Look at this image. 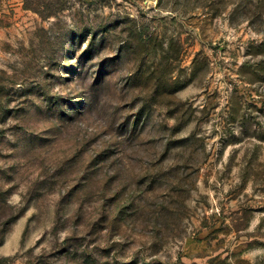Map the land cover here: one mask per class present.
<instances>
[{
  "label": "rangeland",
  "instance_id": "374dc122",
  "mask_svg": "<svg viewBox=\"0 0 264 264\" xmlns=\"http://www.w3.org/2000/svg\"><path fill=\"white\" fill-rule=\"evenodd\" d=\"M0 264H264V0H0Z\"/></svg>",
  "mask_w": 264,
  "mask_h": 264
}]
</instances>
